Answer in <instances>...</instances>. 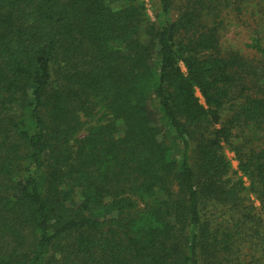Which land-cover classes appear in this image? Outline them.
Returning a JSON list of instances; mask_svg holds the SVG:
<instances>
[{
	"label": "trees",
	"instance_id": "trees-1",
	"mask_svg": "<svg viewBox=\"0 0 264 264\" xmlns=\"http://www.w3.org/2000/svg\"><path fill=\"white\" fill-rule=\"evenodd\" d=\"M246 2L0 0V264H264Z\"/></svg>",
	"mask_w": 264,
	"mask_h": 264
},
{
	"label": "rangeland",
	"instance_id": "rangeland-1",
	"mask_svg": "<svg viewBox=\"0 0 264 264\" xmlns=\"http://www.w3.org/2000/svg\"><path fill=\"white\" fill-rule=\"evenodd\" d=\"M145 2V5L147 7V11H148V14L150 15V17L152 19H154V13H155V10L157 8V0H144ZM247 5H253V4H256L257 6L254 7V12H253V15L254 17L257 19V23L258 21H261V20H264V0H256L253 2V0H248V2H246ZM249 20V18H248ZM233 34L235 33L234 30H232ZM233 36V35H232ZM182 69H183V66L181 65ZM151 114L155 117H157V114L155 112V109L153 107H148ZM225 153L227 155V157L229 158L230 162H231V165L233 168H236V165H237V162L233 156V153L228 151V150H225ZM247 184V182H246Z\"/></svg>",
	"mask_w": 264,
	"mask_h": 264
}]
</instances>
